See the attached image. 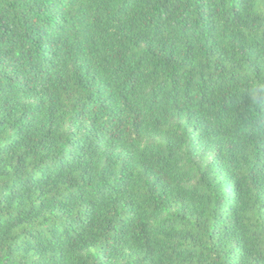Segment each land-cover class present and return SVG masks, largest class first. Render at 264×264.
<instances>
[{
	"label": "trees",
	"instance_id": "16d2710c",
	"mask_svg": "<svg viewBox=\"0 0 264 264\" xmlns=\"http://www.w3.org/2000/svg\"><path fill=\"white\" fill-rule=\"evenodd\" d=\"M0 264H264V0H0Z\"/></svg>",
	"mask_w": 264,
	"mask_h": 264
}]
</instances>
